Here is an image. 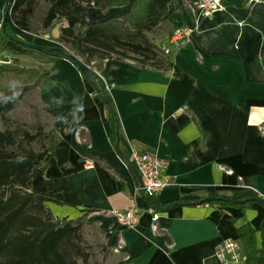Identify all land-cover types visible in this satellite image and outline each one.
<instances>
[{"label": "crops", "instance_id": "obj_1", "mask_svg": "<svg viewBox=\"0 0 264 264\" xmlns=\"http://www.w3.org/2000/svg\"><path fill=\"white\" fill-rule=\"evenodd\" d=\"M192 1L176 0L168 6L164 25L168 31L155 38L157 44H163L174 28L198 23ZM8 2L0 0V27ZM69 2L55 4L61 7ZM222 2L223 9L202 19L199 32L174 49L167 70L142 68L128 60L100 64L98 71L118 119L120 156L110 140L108 108L69 61L0 53L36 70L32 84L48 115L50 147L39 158L48 165L36 174L34 183L39 192L70 204L46 202L55 219L75 220L88 210L95 211L86 218L106 236L107 253L97 260L100 264H222L215 256L218 245L238 242L237 228L246 223L255 228L262 217L264 208L257 203L244 212L209 204L154 210L138 191L140 178L129 157L134 149L167 163L169 183L154 196L159 204L182 195L204 199L235 188L251 189L264 198V133L260 131L264 123V0ZM29 9L33 8L27 7L24 16ZM125 10L103 13L90 8L80 25ZM63 24V20L55 21L34 36L15 26L9 16L6 28L22 41L57 47L51 37L57 38ZM133 195L141 209L138 223L120 227L109 213L131 207ZM154 211L159 213L157 233L150 230ZM119 241L123 248L114 253Z\"/></svg>", "mask_w": 264, "mask_h": 264}, {"label": "trees", "instance_id": "obj_2", "mask_svg": "<svg viewBox=\"0 0 264 264\" xmlns=\"http://www.w3.org/2000/svg\"><path fill=\"white\" fill-rule=\"evenodd\" d=\"M56 1L13 0L9 16L15 26L38 36L24 13L27 7L38 6L40 2L47 4L37 29L45 31L55 21L63 20L64 24L55 39L59 50H51L53 46H47L45 52L30 50L23 46L21 39L7 28L3 31L1 27L0 50L14 55L36 54L69 61L92 84L96 95L100 99L101 95L106 99L104 104L108 108L112 126L110 140L114 145L115 133H119L115 108L104 83L95 74L91 64L99 70L100 64L106 60H128L142 68L167 70L172 62L174 49L165 54L162 46L169 47V37L160 45L153 35L167 23L168 6L176 0H70L61 7L55 4ZM90 8H97L103 13L112 9L126 10L103 21L80 25L88 18ZM70 56L79 58L92 71L94 79L87 78ZM5 72L23 73L24 70L1 66L0 74ZM24 90L26 87L18 95H9L0 101V123L6 120L7 114L13 110ZM45 142H50L49 135L41 127L33 134L22 129L0 128V264H100L92 260L83 237L87 213L95 211L88 210L75 220L55 219L45 203L70 204L39 192V186L34 183L36 174L48 165L39 159L50 147V143ZM103 168L109 171V168ZM208 196L222 199L210 202L209 205L231 206L242 212L252 206L253 202L250 200L259 198L248 188H235L223 194ZM146 198L158 208L170 204H159L154 197ZM202 199L195 195H182L171 203L184 206L206 204L201 203ZM237 233L242 250L241 258L245 264H264V212L257 227L253 228L246 223L237 228ZM257 234L260 238L259 245Z\"/></svg>", "mask_w": 264, "mask_h": 264}, {"label": "built area", "instance_id": "obj_3", "mask_svg": "<svg viewBox=\"0 0 264 264\" xmlns=\"http://www.w3.org/2000/svg\"><path fill=\"white\" fill-rule=\"evenodd\" d=\"M250 2H256V0H250ZM224 3L222 0H195L191 4V10L197 17V24L194 27H176L168 38V45L162 46V50L165 54H168L170 49H176L189 41V39L197 32H199V22L202 19L210 18L214 13L223 9ZM93 65V63L91 64ZM95 74L102 80V74L98 70H93ZM105 86V85H104ZM260 131L264 133V123L260 126ZM129 157L133 163L139 178L140 187L138 191L144 193L148 198L154 197L159 191L166 187L169 183L168 177L165 174L167 163L158 158L157 156L139 152L131 149ZM220 170L226 174L230 171H225L220 167ZM264 199V198H263ZM133 205L126 210L111 211L109 214L113 217L115 223L120 227H133L138 223L141 209L136 204V195L132 197ZM159 213L152 212L150 230L153 233L159 231ZM123 248V244L119 241L112 249L114 253L119 252ZM241 247L236 241H223L216 249L215 256L222 264H231L241 261Z\"/></svg>", "mask_w": 264, "mask_h": 264}, {"label": "rangeland", "instance_id": "obj_4", "mask_svg": "<svg viewBox=\"0 0 264 264\" xmlns=\"http://www.w3.org/2000/svg\"><path fill=\"white\" fill-rule=\"evenodd\" d=\"M29 9L26 14V19H31L32 28L36 33L41 34V31L37 29L40 23V15L44 12L42 5H38ZM43 8V9H42ZM168 31V27L163 26L160 28L153 37L163 36ZM51 39L55 42L56 38ZM2 51L0 50V53ZM20 56V55H19ZM12 67L24 70L23 73H10L5 72L0 74V101L5 99L9 95L14 93H20L21 89L26 87V90L22 92V96L15 103L13 110L7 114L6 120L0 123V128H10L26 130L29 133H35L38 127L43 128L44 133L49 134V120L46 111L39 105L37 97L35 95L33 80L36 78V70L31 69L27 63L17 64L14 60L4 58L0 55V67ZM22 66V67H20ZM93 70L95 69L91 65ZM96 70V69H95ZM47 143V142H45ZM50 143V142H49ZM47 143V144H49ZM50 146V144H49ZM38 150V146H36ZM83 237L86 244L89 247V252L92 256V260L99 261L101 257L107 253L106 236L101 234L98 224L96 222H90L89 218L85 219L83 225Z\"/></svg>", "mask_w": 264, "mask_h": 264}, {"label": "water", "instance_id": "obj_5", "mask_svg": "<svg viewBox=\"0 0 264 264\" xmlns=\"http://www.w3.org/2000/svg\"><path fill=\"white\" fill-rule=\"evenodd\" d=\"M13 0H9V4L5 10V13H4V18L2 20V23H1V29L3 31H5L6 29V22H7V18L9 17V11H10V6H11V3H12ZM10 38H12L10 36ZM23 46L30 49V50H33V51H37V52H45L47 50V47L45 46H41V45H37L35 43H31V42H25L23 41ZM51 50H59L58 47H53ZM71 57V60L74 62V64L81 70V71H84L85 74H86V77L89 78L90 80H93L94 79V74L92 73V71H90V69L84 65V63L77 57L75 56H70ZM101 99L104 103H106V99L101 95ZM116 135V143H115V151L117 153V155L120 156V152H119V142H120V137H119V133L118 131H116L115 133ZM222 199L221 198H217V197H207V198H204L202 199L201 203H210V202H217V201H221ZM252 201L253 203H257L259 204L260 206H262L264 208V199L263 198H257V199H253V200H250ZM148 204L150 205L151 208H153L154 210H159L161 212H166L176 206H180L181 204L179 203H170L168 204L166 207H163V208H158L156 207L150 200L147 201Z\"/></svg>", "mask_w": 264, "mask_h": 264}, {"label": "clouds", "instance_id": "obj_6", "mask_svg": "<svg viewBox=\"0 0 264 264\" xmlns=\"http://www.w3.org/2000/svg\"><path fill=\"white\" fill-rule=\"evenodd\" d=\"M14 95H18V93H14Z\"/></svg>", "mask_w": 264, "mask_h": 264}]
</instances>
